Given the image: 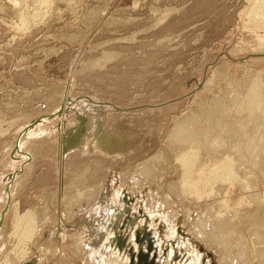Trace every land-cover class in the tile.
<instances>
[{
    "label": "rangeland",
    "instance_id": "rangeland-1",
    "mask_svg": "<svg viewBox=\"0 0 264 264\" xmlns=\"http://www.w3.org/2000/svg\"><path fill=\"white\" fill-rule=\"evenodd\" d=\"M263 1L0 0V264H105L125 197L161 264H264V110L241 108L264 94ZM192 146L193 181L228 159L240 180L184 191Z\"/></svg>",
    "mask_w": 264,
    "mask_h": 264
},
{
    "label": "bare ground",
    "instance_id": "bare-ground-1",
    "mask_svg": "<svg viewBox=\"0 0 264 264\" xmlns=\"http://www.w3.org/2000/svg\"><path fill=\"white\" fill-rule=\"evenodd\" d=\"M260 1V0H259ZM44 2V1H43ZM261 2H262V0H261ZM259 3V2H258ZM263 3H264V1H263ZM261 4V3H260ZM259 4V5H260ZM259 5H256L257 7L255 8L256 10V12H257V14H262V15H264L263 13H264V9H262L261 8V6H259ZM264 6V5H263ZM260 7V8H259ZM255 12V13H256ZM257 87H259V86H257ZM256 87H253L249 92L250 93H248V96H247V99H246V101H245V103H244V105L241 107L242 109H244L243 111H245L246 109H247V112H250L251 111V113H253L252 115L253 116H255V114L256 115H258V111H259V109H263L264 110V99L262 98L263 96H264V94H263V96L262 97H258L257 96V93H256ZM261 96V95H260ZM231 106V105H230ZM230 106L229 105H227V109L228 110H230L229 108H230ZM233 107V106H232ZM234 107H236L235 106V104H234ZM239 111V110H238ZM243 111L241 110V112L243 113ZM242 113H240V114H242ZM245 113H246V111H245ZM248 114L249 113H247V115L246 116H248ZM252 116V117H253ZM250 118V119H253V118ZM200 122V121H199ZM217 122V121H216ZM215 122V123H216ZM198 123V122H197ZM197 125V124H196ZM195 124L193 125V126H196ZM200 124L198 123V126H199ZM203 126V125H202ZM201 126V127H202ZM200 127V126H199ZM202 129V128H201ZM201 129H200V131H201ZM205 129V128H204ZM188 130V132L189 131H193V129H192V127L190 128V127H188L184 132H182V131H180L179 132V135H180V138H179V142H181V143H188L189 145L190 144H192V143H194L195 141H197L198 143H202V142H204V143H206V142H208V143H211V144H214L215 143V140H216V138H213V136L212 137H209V135L211 134L210 132H208L209 134H204L203 133V135H201V133H199V132H197V133H195V131H198L197 129L194 131V133L192 132V135H186L187 134V131ZM204 132V131H203ZM212 135V134H211ZM215 137H219V135H215ZM224 137V136H223ZM201 138V139H200ZM198 139V140H197ZM212 139H215V140H212ZM224 140V139H223ZM177 142H178V140H177ZM196 142V144H198ZM221 143H224V141H220ZM180 143V144H181ZM204 143H203V146H204ZM187 144V145H188ZM207 144V143H206ZM225 144V143H224ZM224 144H222V145H224ZM202 145V144H201ZM194 146V145H193ZM193 146H192V148H193ZM209 146V144L208 145H206V148ZM211 146V145H210ZM209 146V147H210ZM191 147V146H190ZM190 147H189V149H187V152H186V154L185 155H183V157H181V159H183V161H184V165L186 166V168H187V173L188 174H184L186 177H185V179H184V182H183V190L184 191H188L189 190V186L190 185H194V187L195 186H197V188L199 187V186H202V185H211L212 183H217L218 181L220 182V181H223V176H224V178L225 179H227V180H231L232 178L234 179V178H236V174H234V172L235 171H233V168H235L236 167V165H235V163H233V161L232 160H230V159H228V160H226V162L223 160V161H221V160H219V161H221V163H216V164H214V166L211 168V167H207L206 165V167L207 168H203L202 167V169L199 171V175H197L198 177L197 178H195V180L196 181H193V176L194 175H192L193 174V172H192V169H194L195 168V166L197 165V158H199L200 159V157H198V156H200L199 154H200V152H199V150L198 149H190ZM211 148V147H210ZM209 148V150L210 151H212L213 149H210ZM207 150V149H206ZM215 151H219V149H214ZM221 151V150H220ZM209 152V151H208ZM222 152V151H221ZM185 156V157H184ZM205 157V156H204ZM219 157V156H218ZM210 158H211V156H210ZM228 158H230V157H228ZM199 159H198V161H199ZM227 159V158H226ZM218 160V159H217ZM201 161V160H200ZM199 161V162H200ZM214 162V161H213ZM218 162V161H217ZM202 163V162H201ZM200 164V163H199ZM209 164V163H208ZM234 165H235V167H234ZM184 166V167H185ZM209 166H211V165H209ZM196 167H198V165L196 166ZM196 169V168H195ZM185 170V169H184ZM147 172H149V170L147 171ZM195 173L196 174H198L197 173V170L195 171ZM196 174H195V176H196ZM238 177V176H237ZM239 178V177H238ZM235 180V179H234ZM234 180H233V182H234ZM236 180L238 181V180H240V179H237L236 178ZM236 180H235V183H236ZM231 182H232V180H231ZM205 186H202V187H205ZM194 187H192V189L194 188ZM215 188V187H214ZM198 189H200V188H198ZM213 189V188H212ZM201 190L203 191V188H201ZM209 193V192H208ZM211 193V192H210ZM209 195V194H208ZM212 195H213V193H212ZM200 196V195H199ZM116 197V196H115ZM201 197V196H200ZM119 198V195L117 196V199ZM122 198V197H121ZM77 199V198H76ZM124 200V203L126 204V205H124V207H123V211H122V213L121 214H117V216H116V209H114L113 211H112V213H110V214H112V216H113V218L116 216V219H115V221H114V225H113V231H112V233H111V236H110V242H111V244H110V246H109V250H110V253L112 254V255H110V257L108 258V261L105 263V264H130V261H131V258H132V254H134V256H135V259H134V264H138V259H137V256H138V253H139V250L141 249V247H142V249H143V251H146V249H147V244H148V241L147 240H144V242L142 243V244H140V243H138L137 241H136V232L138 231V230H142L143 229V226L144 225H142V227L140 228V229H135V233L132 235V236H129L128 235V225H131V226H134L141 218H145V223L147 224V227H148V230L150 231V233H151V239H152V241H153V244H154V246H153V248H152V250H151V252H150V254H149V260H152L153 259V264H161V263H159L160 262V260H161V258L159 257V259H158V254H157V250H156V244L157 245H159V242L160 241H158L157 240V238H155L154 237V235H153V232L149 229V226H148V223H149V218L147 217V215L142 211V210H140L139 211V214H135L133 217H131L129 214L132 212V210H131V207L129 206V204H130V202L131 201H128V199H127V197H125V199H123ZM113 201V200H112ZM118 202L119 201H117L116 202V200H115V202H114V204L115 203H117L118 204ZM121 203H122V201H121ZM113 206V205H112ZM117 206V205H116ZM114 208V207H113ZM34 211V210H33ZM31 212V211H28V212H25V214H23V215H19V217H20V220L22 219V224H20L21 226H20V229H19V226H18V231H20V232H18V231H16V232H18V237H19V240L22 242V244L24 243V241H26V240H28V239H31V238H33L34 236H36L37 235V232H38V230H40L39 228V225L41 224V223H43L44 221H42L40 224H39V222L41 221V220H43L44 218L43 217H45V216H39L40 215V213L39 212H37V213H39V215L36 213V211L35 212ZM42 212V211H41ZM46 213V212H45ZM124 214H127L128 216L126 217L127 219L126 220H124L123 221V223L121 222L122 220H123V218H124ZM16 216V215H15ZM45 219H46V217H45ZM19 220V219H18ZM142 220V219H141ZM126 221V222H125ZM144 221V220H143ZM122 223V225H119V223ZM125 222V223H124ZM20 223V222H19ZM144 223V224H145ZM16 225V224H15ZM119 225V226H118ZM151 225V224H150ZM121 230V231H120ZM40 232V231H39ZM120 233H122L124 236H127V242H126V244H125V246L120 250V248L118 247V245H117V238H116V235L117 234H120ZM158 235V234H157ZM159 236V235H158ZM157 236V237H158ZM159 238V237H158ZM21 242H20V244H21ZM78 244L80 245V247L82 248V247H85V246H87V244L85 245V241L83 240V239H78ZM143 245H145V247H143ZM23 246V245H22ZM22 246H20V245H18V247L16 248V253H15V256L17 255V256H20V257H25L27 254H29V251H27L24 247H22ZM159 246H161V245H159ZM79 249V248H78ZM77 249V250H78ZM172 250V249H171ZM75 252H76V250H75ZM74 252V253H75ZM171 252V251H170ZM169 252V253H170ZM173 252H175L174 250H173ZM173 252H171L169 255H168V260H169V264L171 263V259H173L172 257H173V255H174V253ZM10 254V253H9ZM75 254H77V252L75 253ZM6 255H8V254H6ZM11 257H7V259L5 260V262L3 263V264H12L13 263V261H14V259H16L15 258V256H13L12 254L10 255ZM6 258V257H5ZM157 259H158V261H157ZM179 259V256H178V254L177 255H175L174 256V259L173 260H178ZM199 259V258H198ZM201 259V258H200ZM19 260V259H18ZM17 260V261H18ZM36 261H37V259H35ZM30 261H31V259H30ZM35 261V262H36ZM200 261V260H199ZM27 264H33V263H27ZM102 264H104V263H102ZM168 264V263H167ZM172 264V263H171ZM189 264H191V263H189Z\"/></svg>",
    "mask_w": 264,
    "mask_h": 264
},
{
    "label": "water",
    "instance_id": "water-1",
    "mask_svg": "<svg viewBox=\"0 0 264 264\" xmlns=\"http://www.w3.org/2000/svg\"><path fill=\"white\" fill-rule=\"evenodd\" d=\"M116 238H117V245L121 250L127 242V236H124L122 233H120V234L116 235ZM144 240L148 241L147 249H146V251H143V249L141 247V249L139 250V253L137 256L138 264H153V259L149 260V254H150L154 244H153V241L151 239V233L148 230L146 223L144 224L142 230H138L136 232V241L138 243L142 244L144 242ZM134 259H135V256H134V254H132L130 264H134Z\"/></svg>",
    "mask_w": 264,
    "mask_h": 264
}]
</instances>
